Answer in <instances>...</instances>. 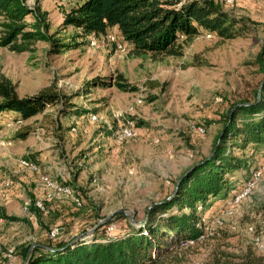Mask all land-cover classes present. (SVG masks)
<instances>
[{
  "label": "rangeland",
  "instance_id": "obj_1",
  "mask_svg": "<svg viewBox=\"0 0 264 264\" xmlns=\"http://www.w3.org/2000/svg\"><path fill=\"white\" fill-rule=\"evenodd\" d=\"M214 1L241 22L244 34L220 39L201 32L183 45L180 56H131L115 30L81 41L72 28H61L62 11L76 0L41 1L49 32L78 43L74 48L49 54L42 41L31 52L0 47V72L19 96L50 84L66 96L79 92L69 100L74 106L68 114L59 113L60 104L23 121L1 113L0 206L23 220L1 219L0 264H24L18 247L118 238L142 226L146 210L210 155L219 120L231 106L252 101L256 92L259 97L264 0ZM119 74L136 90L87 85L95 78L111 84ZM76 109L85 112L74 114ZM26 127L25 139L15 137ZM235 152L250 168L229 177L228 192L200 211L201 233L165 264H210L222 254L247 251L264 256V149ZM31 196L42 212L49 206L41 225L28 209ZM55 231L61 232L51 241Z\"/></svg>",
  "mask_w": 264,
  "mask_h": 264
},
{
  "label": "trees",
  "instance_id": "obj_2",
  "mask_svg": "<svg viewBox=\"0 0 264 264\" xmlns=\"http://www.w3.org/2000/svg\"><path fill=\"white\" fill-rule=\"evenodd\" d=\"M26 1L0 0V47L15 53L31 52L35 42L42 41L48 44L49 54H59L78 44L62 41L57 30L49 32L50 24L41 0H33L31 6ZM27 16L31 19L27 20ZM114 26L119 37L130 46L131 56L152 58L180 56L183 45L201 32L230 39L244 34L246 29L214 0H83L62 11L61 28H72L75 37L83 42L85 37L103 35ZM262 71L259 97L256 92L252 101L231 106L219 120L221 128L210 155L182 173L173 191L146 210L142 226L131 228L118 238L38 242L28 256L29 245L22 246L20 256L24 264H165L164 260L173 257L183 243L201 233L200 211L213 198L228 192L229 177L250 168L249 161L235 150L255 153L264 149V66ZM122 81L119 74L111 84L95 78L87 85L136 90L134 85ZM76 95L79 92L66 96L50 84L34 94L19 96L15 83L0 72V113H14V120H26L55 104L61 105L60 114H68L72 111L68 108L74 106L69 100ZM84 112L76 109L73 113ZM205 122L212 123L208 119ZM29 132L26 127L18 130L15 137L25 139ZM34 156L35 159L33 155L29 157L36 162L38 154ZM28 209L41 225L42 211L32 196ZM0 218L9 222L23 220L8 215L1 206ZM210 264H264V256L251 251L241 255L222 254Z\"/></svg>",
  "mask_w": 264,
  "mask_h": 264
},
{
  "label": "crops",
  "instance_id": "obj_3",
  "mask_svg": "<svg viewBox=\"0 0 264 264\" xmlns=\"http://www.w3.org/2000/svg\"><path fill=\"white\" fill-rule=\"evenodd\" d=\"M42 1V0H41ZM77 1V0H76ZM108 30H117V28L114 26V27H111V28H109ZM107 30V31H108ZM0 117H1V113H0ZM3 123V122H2ZM0 124H1V121H0ZM0 130H1V127H0ZM0 154H1V146H0ZM39 156V155H38ZM0 205H1V203H0ZM49 207V206H48ZM48 207H46V210L45 211H43L42 212V215L44 216L45 214L44 213H46V212H48L49 211V208ZM47 214V213H46ZM31 216H33V218H34V220L36 221V219H35V216L33 215V214H31ZM41 219L42 218H40V221H41ZM37 222V221H36ZM0 223H1V218H0ZM38 223V222H37ZM39 224V223H38ZM50 227V226H49ZM0 229H1V227H0ZM38 243V242H37ZM20 255V247H18V250H17V254H16V256H19Z\"/></svg>",
  "mask_w": 264,
  "mask_h": 264
},
{
  "label": "built area",
  "instance_id": "obj_4",
  "mask_svg": "<svg viewBox=\"0 0 264 264\" xmlns=\"http://www.w3.org/2000/svg\"><path fill=\"white\" fill-rule=\"evenodd\" d=\"M248 185H250V184H248ZM243 190H244V188H243ZM61 229H62V228L60 227V230H61ZM60 232H61V231H55L54 236L51 237V241L56 240V239L58 238V235H59Z\"/></svg>",
  "mask_w": 264,
  "mask_h": 264
},
{
  "label": "bare ground",
  "instance_id": "obj_5",
  "mask_svg": "<svg viewBox=\"0 0 264 264\" xmlns=\"http://www.w3.org/2000/svg\"><path fill=\"white\" fill-rule=\"evenodd\" d=\"M122 132H123L124 134H129V132H127L126 129L122 130ZM252 185H253V182L250 183L249 188L252 187Z\"/></svg>",
  "mask_w": 264,
  "mask_h": 264
},
{
  "label": "water",
  "instance_id": "obj_6",
  "mask_svg": "<svg viewBox=\"0 0 264 264\" xmlns=\"http://www.w3.org/2000/svg\"><path fill=\"white\" fill-rule=\"evenodd\" d=\"M34 245H31L30 247H29V249H28V251H27V256H28V254L30 253V251L32 250V247H33Z\"/></svg>",
  "mask_w": 264,
  "mask_h": 264
}]
</instances>
